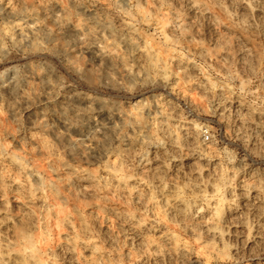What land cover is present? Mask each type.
Returning <instances> with one entry per match:
<instances>
[{
    "label": "clouds",
    "instance_id": "9594fccd",
    "mask_svg": "<svg viewBox=\"0 0 264 264\" xmlns=\"http://www.w3.org/2000/svg\"><path fill=\"white\" fill-rule=\"evenodd\" d=\"M0 264H264V0H0Z\"/></svg>",
    "mask_w": 264,
    "mask_h": 264
}]
</instances>
